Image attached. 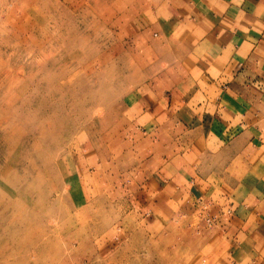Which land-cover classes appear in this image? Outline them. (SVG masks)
<instances>
[{
  "label": "rangeland",
  "instance_id": "obj_1",
  "mask_svg": "<svg viewBox=\"0 0 264 264\" xmlns=\"http://www.w3.org/2000/svg\"><path fill=\"white\" fill-rule=\"evenodd\" d=\"M118 3L0 0V264L232 261L175 189L189 136L175 158L179 128L142 124L157 52Z\"/></svg>",
  "mask_w": 264,
  "mask_h": 264
},
{
  "label": "crops",
  "instance_id": "obj_2",
  "mask_svg": "<svg viewBox=\"0 0 264 264\" xmlns=\"http://www.w3.org/2000/svg\"><path fill=\"white\" fill-rule=\"evenodd\" d=\"M123 2L116 12L157 52L137 97L142 124L179 128L175 158L191 147L190 165L175 163V189L209 206L230 264H264V0Z\"/></svg>",
  "mask_w": 264,
  "mask_h": 264
},
{
  "label": "bare ground",
  "instance_id": "obj_3",
  "mask_svg": "<svg viewBox=\"0 0 264 264\" xmlns=\"http://www.w3.org/2000/svg\"><path fill=\"white\" fill-rule=\"evenodd\" d=\"M49 65H50V64H49ZM52 78H53V77H52ZM53 82H54V79H53ZM46 99H47V98H46ZM49 110H50V109H49ZM46 114H47V113H46ZM41 115H42V114H41ZM50 117H51V116H50ZM43 124H44V123H43ZM62 133H63V132H62ZM20 134H22L21 131H20ZM63 156H64V155H63ZM60 160H63V159H60ZM64 160H65V159H64ZM64 160H63V161H64ZM55 163H56V162H55ZM56 165H57V164H56ZM57 167H58V166H57ZM5 176H6V175H5ZM50 180H51V179H50ZM50 182H51V181H50ZM51 185H52V184H51ZM30 186H31V185H30ZM37 187L39 188L40 185H37L36 188H37ZM38 188H37V189H38ZM46 188H48V187H46ZM52 188H53V187H52ZM33 190H34V189H33ZM38 190H40V189H38ZM49 190H50V189H49ZM34 191H35V190H34ZM39 192H40V191H39ZM40 194H42V193H40ZM42 195H43V194H42ZM43 196H44V195H43ZM41 197H42V196H40V198H41ZM37 200L40 201V202L42 201V199L39 200V197L37 198ZM35 203H36V201L34 202V205H35ZM43 204H44V203H43ZM36 205H38V204H36ZM39 206H40V205H39ZM39 206H38V207H39ZM71 224L73 225V223H71ZM139 234H140V233H139ZM136 237H137V236H136ZM36 243H37V242H36ZM36 245H37V244H36ZM66 247H67L66 249L68 250V252H69V254H70V252H72L73 250H72L69 246H66ZM96 259H97V258H96ZM97 260H99V259H97ZM98 262H102V260H100V261H98ZM90 263H92V261H91ZM94 263H95V262H94ZM102 263H103V262H102ZM97 264H98V263H97Z\"/></svg>",
  "mask_w": 264,
  "mask_h": 264
},
{
  "label": "built area",
  "instance_id": "obj_4",
  "mask_svg": "<svg viewBox=\"0 0 264 264\" xmlns=\"http://www.w3.org/2000/svg\"><path fill=\"white\" fill-rule=\"evenodd\" d=\"M207 222H208V223H210V220H209V219H207Z\"/></svg>",
  "mask_w": 264,
  "mask_h": 264
}]
</instances>
